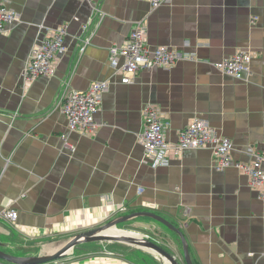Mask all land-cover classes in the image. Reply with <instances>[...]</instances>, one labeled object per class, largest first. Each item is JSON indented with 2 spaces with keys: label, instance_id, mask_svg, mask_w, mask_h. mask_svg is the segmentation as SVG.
Segmentation results:
<instances>
[{
  "label": "crops",
  "instance_id": "obj_1",
  "mask_svg": "<svg viewBox=\"0 0 264 264\" xmlns=\"http://www.w3.org/2000/svg\"><path fill=\"white\" fill-rule=\"evenodd\" d=\"M1 3L20 17L0 33L3 251L33 256L43 246L51 252L62 245L59 238L150 211L183 231L194 264H264V200L249 177L235 167L216 170L211 148L187 149L168 166L153 167L139 138L143 107L152 102L172 142L201 117L232 139L236 160L250 161V148H264V0H172L156 9L150 0ZM139 22L147 26L151 48L194 52L197 61L141 70L132 83H122L124 59L114 67L110 48L124 46ZM42 24L67 26L68 51L59 56L55 75L25 89L27 60L47 32L40 31ZM239 50L254 54L249 75L237 79L213 66ZM69 77L70 87L79 91L98 80L111 83L95 117L98 128L91 133L70 131L56 104ZM6 208L18 211L14 223L2 217ZM122 228L149 237L187 264L181 237L163 223L136 218ZM0 264L13 263L0 258ZM45 264L168 263L148 250L104 241L86 243Z\"/></svg>",
  "mask_w": 264,
  "mask_h": 264
},
{
  "label": "built area",
  "instance_id": "obj_2",
  "mask_svg": "<svg viewBox=\"0 0 264 264\" xmlns=\"http://www.w3.org/2000/svg\"><path fill=\"white\" fill-rule=\"evenodd\" d=\"M92 4L96 0H86ZM152 9L171 3L172 0H150ZM96 8V7H95ZM99 11V8H96ZM102 18L103 13L100 12ZM20 20L16 11L7 5L0 4V33L7 31L8 27ZM256 17L253 18V22ZM40 31H47L45 37L37 42L33 47L27 60L23 76L24 88L40 77H50L56 74L59 56L68 51L66 38L69 35L66 25L59 27L39 26ZM84 29L89 25L85 24ZM94 31L83 39L81 52L85 50L91 41ZM186 46H189L187 41ZM124 59L122 65V83H132L141 70L153 71L155 69H172L179 60L197 61L194 52L177 51L169 46H156L151 48L148 44L147 26L144 22H139L132 30L126 44L122 47L114 45L110 48V62L114 67L120 58ZM254 54L249 50H239L233 56L213 63V66L225 75L242 79L251 73V63ZM71 78L65 83L56 104L61 107L68 122L70 131L81 133H91L98 128L96 114L101 109L103 96L110 88L109 80H98L93 82L86 91H79L70 87ZM144 127L139 135L140 142L145 149V156L148 163L153 167L168 166L171 159L178 157L187 149L211 148L215 155V167L218 171H224L230 167H235L246 174L251 185L260 191V196L264 200V148L261 150L249 149L250 161H240L233 157L234 143L232 139L221 135L204 118H193L187 127L180 132L176 142L168 139L166 126L161 119V111L152 102H148L143 107ZM65 145L72 151L75 147L69 145L65 135H63ZM143 189H140L142 191ZM122 211L126 212V208ZM2 217L14 223L18 219V211L6 208L1 212Z\"/></svg>",
  "mask_w": 264,
  "mask_h": 264
},
{
  "label": "water",
  "instance_id": "obj_3",
  "mask_svg": "<svg viewBox=\"0 0 264 264\" xmlns=\"http://www.w3.org/2000/svg\"><path fill=\"white\" fill-rule=\"evenodd\" d=\"M140 217H150L156 221L163 223L168 228L175 231L181 237L186 263L194 264L191 258L188 241L183 231L180 228H178L176 225L168 221L166 218L150 211H136L130 214H124L115 217L114 219H111L110 221H108L103 225L77 233L67 242L62 244L58 249L49 253H43L33 256H15L6 253L0 248V258L13 264H45L64 258L81 244L92 243V242L115 241L153 252L168 264H180V262L178 261L175 255H173L170 251H168L167 249H165L164 247H162L154 240L150 239L145 235H136L131 231H127L123 229H122L123 231H126V234L111 235L105 233L108 229L118 228V225L132 221L133 219ZM1 246H3V243L0 242V247Z\"/></svg>",
  "mask_w": 264,
  "mask_h": 264
},
{
  "label": "rangeland",
  "instance_id": "obj_4",
  "mask_svg": "<svg viewBox=\"0 0 264 264\" xmlns=\"http://www.w3.org/2000/svg\"><path fill=\"white\" fill-rule=\"evenodd\" d=\"M138 219H140V220H148V221H151V220H153L152 218H150V217H140V218H138ZM129 223H131V221L130 222H126V223H123V224H120V225H118L119 227H118V229H124V228H122V227H124V226H128V224ZM124 230H126V229H124ZM132 232V231H131ZM112 235H115V234H112ZM69 240V238H59L58 240H57V242H59V243H61V244H64L65 242H67ZM48 244H55V243H48ZM58 244V243H57ZM47 246V245H46ZM41 252L42 253H49V251L45 248V247H41ZM41 253V254H42Z\"/></svg>",
  "mask_w": 264,
  "mask_h": 264
},
{
  "label": "bare ground",
  "instance_id": "obj_5",
  "mask_svg": "<svg viewBox=\"0 0 264 264\" xmlns=\"http://www.w3.org/2000/svg\"><path fill=\"white\" fill-rule=\"evenodd\" d=\"M105 233L111 234V235L112 234H126V231H123L122 229H118V228H111V229H108Z\"/></svg>",
  "mask_w": 264,
  "mask_h": 264
},
{
  "label": "trees",
  "instance_id": "obj_6",
  "mask_svg": "<svg viewBox=\"0 0 264 264\" xmlns=\"http://www.w3.org/2000/svg\"><path fill=\"white\" fill-rule=\"evenodd\" d=\"M154 220V219H153ZM86 244V243H85ZM85 244H81L80 246L76 247L75 249H79L81 246L85 245Z\"/></svg>",
  "mask_w": 264,
  "mask_h": 264
}]
</instances>
